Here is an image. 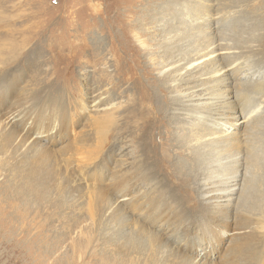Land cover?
<instances>
[{
  "label": "rangeland",
  "instance_id": "374dc122",
  "mask_svg": "<svg viewBox=\"0 0 264 264\" xmlns=\"http://www.w3.org/2000/svg\"><path fill=\"white\" fill-rule=\"evenodd\" d=\"M202 16L264 75V0H0V264H264V127L259 169L216 212L201 187L228 178L189 163L206 125L159 69L201 47Z\"/></svg>",
  "mask_w": 264,
  "mask_h": 264
},
{
  "label": "bare ground",
  "instance_id": "6f19581e",
  "mask_svg": "<svg viewBox=\"0 0 264 264\" xmlns=\"http://www.w3.org/2000/svg\"><path fill=\"white\" fill-rule=\"evenodd\" d=\"M207 18L202 19L198 25L194 24L192 28L194 32L195 30L197 31L195 33H198V35L200 33L203 37L199 43V45L202 43L201 47L199 46L200 48L194 49L188 56L179 57L175 55L171 57L165 63L163 62L164 64L160 65L161 68L159 69L165 75V82L171 84L174 97V101L172 100L171 102L181 106V110L184 111L186 118L190 119L191 117L192 120L196 122L198 120L199 123L206 125L204 130L198 131L199 129H197V131L195 130V134H189L190 136L186 137V139L190 138L187 139L189 140L187 146L186 144H181L187 147L186 154H188L189 163H192L193 167L209 164L210 169L208 173L219 170L223 176L228 178L226 183H205L201 187L202 197L208 203V207L216 211L234 205V202L239 197L240 181L243 177L244 179L246 178V174L250 171L249 169L253 171L259 169V160L261 159L259 152L261 134L259 135V133L260 129L264 127V107L261 110L263 99L262 102L259 100L260 93L257 92L256 87H264V82H261L264 81V75L252 67L242 66L244 64L238 61L241 57L245 59L246 57L243 54L239 56L240 53L237 52V49L240 48L236 49L237 46L234 45L233 47L229 42H225L223 33L221 35L220 30L226 26V21L222 22L217 19L215 24H212L208 21L209 18ZM183 19L185 20V18ZM211 26H213V29H210ZM208 28L211 30L209 32L218 33V35L210 36L211 34L207 33ZM170 42H173V40ZM250 50L252 51L253 49ZM247 78L252 81H242V79ZM248 84L250 85L249 87H243V85ZM171 102H166L165 105L172 104ZM100 103L96 102L95 106L100 108ZM160 107H163L162 104ZM175 110L177 109L175 108ZM258 110H261V112L258 113ZM99 111L101 117L98 118L97 122L100 127H105L106 124L112 122V113L105 108ZM173 114L175 113L173 112ZM15 115L12 114L10 117L14 118ZM189 123L192 124L190 120ZM55 128H57V125H54V131H56ZM187 132L189 133L190 130ZM182 139L184 140V138ZM181 150L183 151V149ZM206 151L211 158L208 157ZM201 174L203 172L199 171L198 176ZM137 197V195L129 196L120 193L117 205L118 207L128 206L130 208L135 200H137ZM142 202L144 203L145 201ZM166 234H168V237H172L169 231H166ZM214 239L209 233L206 242L202 243L201 248L205 256L203 259H207L210 253L214 257Z\"/></svg>",
  "mask_w": 264,
  "mask_h": 264
}]
</instances>
